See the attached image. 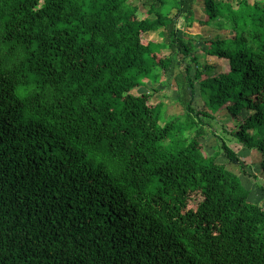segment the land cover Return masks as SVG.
<instances>
[{
    "label": "trees",
    "instance_id": "obj_1",
    "mask_svg": "<svg viewBox=\"0 0 264 264\" xmlns=\"http://www.w3.org/2000/svg\"><path fill=\"white\" fill-rule=\"evenodd\" d=\"M195 21L228 33L215 76ZM179 56L164 120L132 91ZM221 112L264 173V0H0V264H264V205L216 159L245 162L200 143Z\"/></svg>",
    "mask_w": 264,
    "mask_h": 264
},
{
    "label": "rangeland",
    "instance_id": "obj_2",
    "mask_svg": "<svg viewBox=\"0 0 264 264\" xmlns=\"http://www.w3.org/2000/svg\"><path fill=\"white\" fill-rule=\"evenodd\" d=\"M129 2L131 0H128ZM202 5L199 2L198 6L194 7L195 19L197 22L203 21L204 15L199 10ZM143 17V12H139V18ZM193 22L192 26L189 28V37L194 42L195 46V56L198 59V63L201 65L213 64L215 66L211 73V76H215L217 73L225 70L226 61L217 59L209 55H205L201 50H206V41L212 40L216 37L226 36L228 33L220 28H217L214 24L209 26H200L197 22ZM183 25L182 20L178 21V26ZM157 33H150L146 35L148 40H158ZM200 49V50H199ZM163 55H168V50L162 51ZM181 56L174 57L175 64L167 74H162L158 77L156 81H146L144 85L137 91H132L134 95H139L140 93H148L149 102L155 104L161 102L163 104V118L168 120L173 116L180 115L182 113V108L177 101V91L174 82V77L183 71L188 60L184 63L181 60ZM192 70V74H193ZM193 107L196 110H205L202 107L201 98L196 94V98L193 102ZM202 122L206 124L204 126L205 137L200 139V143L204 147V151L208 155L214 154L218 151L219 141L224 139L226 144L233 149L237 155L246 164L245 172L242 174L237 166L228 164L227 160L219 154L217 156L216 162L223 164L226 168L237 175L244 187L249 190L250 197L255 202H261L264 205V173L260 171L259 156L255 151H249L245 147L241 146L234 138L230 135L233 130L232 122L229 120L226 112L218 113L214 116V119H208L201 117Z\"/></svg>",
    "mask_w": 264,
    "mask_h": 264
},
{
    "label": "crops",
    "instance_id": "obj_3",
    "mask_svg": "<svg viewBox=\"0 0 264 264\" xmlns=\"http://www.w3.org/2000/svg\"><path fill=\"white\" fill-rule=\"evenodd\" d=\"M199 10H200V8H199ZM201 11V10H200Z\"/></svg>",
    "mask_w": 264,
    "mask_h": 264
}]
</instances>
